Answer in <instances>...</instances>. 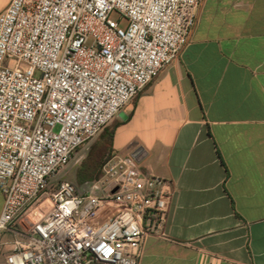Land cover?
<instances>
[{"label": "built area", "instance_id": "1", "mask_svg": "<svg viewBox=\"0 0 264 264\" xmlns=\"http://www.w3.org/2000/svg\"><path fill=\"white\" fill-rule=\"evenodd\" d=\"M205 2L11 0L0 13V260L141 264L149 236L164 234L173 183L145 172L140 150L115 154L84 188L66 176L183 56Z\"/></svg>", "mask_w": 264, "mask_h": 264}, {"label": "crops", "instance_id": "2", "mask_svg": "<svg viewBox=\"0 0 264 264\" xmlns=\"http://www.w3.org/2000/svg\"><path fill=\"white\" fill-rule=\"evenodd\" d=\"M113 129L116 154L140 150L175 188L141 264H264V0H206L183 56Z\"/></svg>", "mask_w": 264, "mask_h": 264}, {"label": "trees", "instance_id": "3", "mask_svg": "<svg viewBox=\"0 0 264 264\" xmlns=\"http://www.w3.org/2000/svg\"><path fill=\"white\" fill-rule=\"evenodd\" d=\"M114 132V129L109 131L107 128L102 134L101 140L97 142L83 161L77 174L80 188H84L98 180L102 175L105 164L116 154L113 150Z\"/></svg>", "mask_w": 264, "mask_h": 264}, {"label": "rangeland", "instance_id": "4", "mask_svg": "<svg viewBox=\"0 0 264 264\" xmlns=\"http://www.w3.org/2000/svg\"><path fill=\"white\" fill-rule=\"evenodd\" d=\"M114 20H118L119 16L117 14H114L113 16ZM115 124V121L108 127V130L111 131L113 129V126ZM107 130V129H106ZM102 136V135H101ZM101 136H99L95 141H93L92 143H90L89 145L85 146V148H83L75 157V159L73 160V163L68 171V174L66 176V179L69 181L74 182L76 185H78L80 187L79 182L77 181V174L78 171L80 170L83 161L87 158L88 154L90 153L91 149L97 144V142H99L101 140ZM80 156H83L84 158L78 163L76 164V160H78L80 158ZM48 205H44L42 208L36 210L35 212H33L31 214V216H29V224L32 225L35 222H37L40 218H42L47 212H48Z\"/></svg>", "mask_w": 264, "mask_h": 264}]
</instances>
